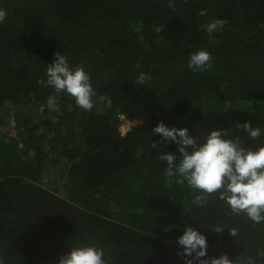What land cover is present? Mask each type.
<instances>
[{
  "label": "trees",
  "instance_id": "16d2710c",
  "mask_svg": "<svg viewBox=\"0 0 264 264\" xmlns=\"http://www.w3.org/2000/svg\"><path fill=\"white\" fill-rule=\"evenodd\" d=\"M169 2L0 0V264H59L85 245L102 247L106 264H185L176 240L188 226L206 236L208 257L264 264V223L215 196L194 205L159 160L177 145L153 135L162 121L201 140L230 129L242 147L264 142V0ZM216 19L226 23L209 35L202 25ZM198 50L212 56L205 72L187 67ZM56 52L112 106L84 111L61 93L51 110L54 89L38 81ZM121 115L139 121L126 135ZM245 122L259 139L236 127Z\"/></svg>",
  "mask_w": 264,
  "mask_h": 264
},
{
  "label": "clouds",
  "instance_id": "9594fccd",
  "mask_svg": "<svg viewBox=\"0 0 264 264\" xmlns=\"http://www.w3.org/2000/svg\"><path fill=\"white\" fill-rule=\"evenodd\" d=\"M168 6H174L172 0ZM200 15H206V12L202 10ZM6 17L7 13L0 9V23ZM225 23L224 20L216 19L202 25V28L211 35ZM163 27L158 31H163ZM54 55L55 60L46 69L47 79L38 81L45 87L54 89L55 94L48 98V107L51 110H58L56 101L61 93L73 98L76 106L84 111H92L98 104L106 108L112 106L109 96L97 95L91 82L92 78L83 67H71L66 54L56 52ZM211 66L212 56L206 50L192 53L187 65L193 72H205ZM136 67L139 68L140 65L137 64ZM149 79L150 73L141 72L138 76L140 83ZM40 111L43 113V105ZM120 117L123 121L120 125L121 135H126L131 127L139 122H133L125 115ZM9 123L13 128L16 126L14 118ZM236 127L247 132L253 140L262 135V130L253 128L250 122L237 124ZM156 134L162 137V143L171 141L177 145L179 155L166 151L159 156V160L166 162L164 174L167 178H176V184L183 186L186 183L189 189L194 190V205L203 206L215 196L228 205L231 214H244L253 224L264 223V142L256 148L242 147L240 138L232 137L230 129L212 130L204 134L201 140L199 137L193 138L187 128H169L162 121L153 128V135ZM156 146L153 142L152 147ZM18 147L23 149V142H20ZM210 230L220 233L225 229L217 225ZM228 232L233 237L238 235L235 228ZM176 244L183 248L177 255L185 258V264H259L253 256L240 257L234 261L227 254L208 257L206 236L191 226L177 238ZM104 256L102 247L74 246L70 252L59 258V264H106Z\"/></svg>",
  "mask_w": 264,
  "mask_h": 264
},
{
  "label": "rangeland",
  "instance_id": "374dc122",
  "mask_svg": "<svg viewBox=\"0 0 264 264\" xmlns=\"http://www.w3.org/2000/svg\"><path fill=\"white\" fill-rule=\"evenodd\" d=\"M137 123V122H136Z\"/></svg>",
  "mask_w": 264,
  "mask_h": 264
}]
</instances>
